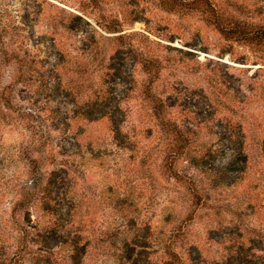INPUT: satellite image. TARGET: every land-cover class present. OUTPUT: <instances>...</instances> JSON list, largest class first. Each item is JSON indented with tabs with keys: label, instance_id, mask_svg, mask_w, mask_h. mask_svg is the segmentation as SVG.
Here are the masks:
<instances>
[{
	"label": "rangeland",
	"instance_id": "rangeland-1",
	"mask_svg": "<svg viewBox=\"0 0 264 264\" xmlns=\"http://www.w3.org/2000/svg\"><path fill=\"white\" fill-rule=\"evenodd\" d=\"M211 1L0 0V264H264V0Z\"/></svg>",
	"mask_w": 264,
	"mask_h": 264
},
{
	"label": "trees",
	"instance_id": "trees-1",
	"mask_svg": "<svg viewBox=\"0 0 264 264\" xmlns=\"http://www.w3.org/2000/svg\"><path fill=\"white\" fill-rule=\"evenodd\" d=\"M161 1H163V3L168 4L170 6L171 5H177V6H181V7L182 6L183 7H187V6H190V5L195 6V7H197V6L199 7L200 5L201 6L202 5H206V6H208V9L207 10H208V12L210 14L216 16V14L218 13L217 9L215 8V6H214V4H213V2L211 0H191L189 2H185L184 0H161ZM223 31L226 32V33L232 32L231 31V28L230 29H227V30L226 29H223ZM240 31L247 33L249 30L246 29V28H242V29H240ZM248 34H250L253 37H256L257 35H260L259 37H264V28L263 29H256V30H253V31H249ZM15 56H17V55H15ZM15 56H14V58H15ZM206 106H207L206 109H209L210 106L208 104H206ZM89 115H90L89 117H92V119H96L99 116H102V114L93 115L92 113H89ZM226 138H227V143L225 145L227 146L228 159L225 162L224 169H228V168H230V169L231 168L232 169L234 168L235 169V167L233 166L234 163L238 159H240V160L243 161L245 159V155L242 153L241 147H239L237 145V143H235L236 142L235 140H232L230 136H228ZM221 147H222V149L225 148L223 146H221ZM207 155H210L209 151L206 152L204 155H202L200 157V160H202V161L205 160ZM219 178L220 177H218L217 182L226 184L227 181L220 180ZM73 257H74V255H73ZM152 264H158V263H152Z\"/></svg>",
	"mask_w": 264,
	"mask_h": 264
}]
</instances>
